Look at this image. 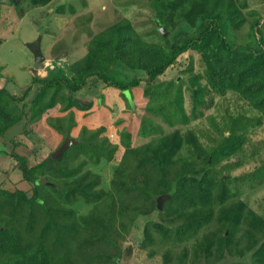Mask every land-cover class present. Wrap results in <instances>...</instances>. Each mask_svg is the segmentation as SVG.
I'll return each instance as SVG.
<instances>
[{
    "label": "trees",
    "instance_id": "16d2710c",
    "mask_svg": "<svg viewBox=\"0 0 264 264\" xmlns=\"http://www.w3.org/2000/svg\"><path fill=\"white\" fill-rule=\"evenodd\" d=\"M47 1L31 0L35 5ZM151 5L167 36L179 25L201 30L178 41L167 38V44H161L146 40L133 22L124 18L94 35L86 56L59 69L61 76L55 72L51 78L34 77L20 94L0 88V137H6L19 120L41 118L56 106L61 88L69 92H63L68 107L89 112L95 103L97 108L93 126L81 128L84 136L74 138L77 142L61 159L53 156L50 142L48 157L35 165H30L25 155L13 152L28 189L0 185V264L117 263L114 254L120 236L114 237L112 231L118 232V224L125 227L141 219L147 221L146 226L155 223L159 232L171 234L179 242L198 237L213 224L195 241L200 264L208 263L212 254L216 256L212 264H264V214L236 198L237 182L245 175L252 185L264 184V158L259 156V164L241 177L230 172L244 160H255L245 152L252 118L231 116L225 128L213 120L219 136L212 137V146H206L194 130L182 133L180 128L134 144L137 128L145 127L143 123L149 119L142 110L157 109L168 124L177 127L203 113L214 94L232 91L264 118V30L258 28L257 21L251 25L257 48L229 39L225 22L234 28L245 22L235 0H151ZM191 52L200 55L202 72L195 71ZM189 53L186 61H181ZM115 63L129 72L124 79L119 77L120 70L111 71ZM179 65L180 75L168 79L169 68ZM130 72L136 77L129 79ZM90 79L122 91L126 108L113 124L111 106L100 92L87 105L75 97ZM35 84L37 91L29 98ZM184 89L189 93L191 115L185 107ZM7 95L20 106L19 116L14 117L7 107ZM23 131L30 134L31 128ZM111 131L117 142H113ZM66 132L64 137L72 136L71 126ZM34 145L30 150L35 148V155L38 150ZM120 145L125 150L107 189L101 186V175L88 164H97L103 157L112 161ZM184 146L187 154L180 155ZM234 157L237 162L231 163ZM162 195L168 197L159 208ZM86 203L95 206L79 217L75 208Z\"/></svg>",
    "mask_w": 264,
    "mask_h": 264
},
{
    "label": "rangeland",
    "instance_id": "374dc122",
    "mask_svg": "<svg viewBox=\"0 0 264 264\" xmlns=\"http://www.w3.org/2000/svg\"><path fill=\"white\" fill-rule=\"evenodd\" d=\"M235 1L245 16V22L242 27L237 28L229 26L225 22V32L233 43L249 44L257 48L259 42L252 36L251 25L257 21L258 28L264 30V0ZM124 18L133 22L137 31L146 40L161 44H167V38L178 41L196 35L201 30L200 25H198L199 28L194 29L179 25L175 31H171L167 36L161 30L151 0H48L46 3L37 5L32 4L31 0H0V88L6 87L11 93L20 94L32 84L34 77L51 78L55 74L61 76L62 72L60 73L61 70L59 71V69H62L66 64H75L86 56L88 43L94 35ZM38 37L42 39L41 48L46 57V64L42 67L35 65L34 54L26 44ZM191 54L195 71L202 72L203 66L200 55L196 52H191ZM188 55L190 53L183 55L181 61L185 62ZM181 68L180 65L169 68L167 78H175L180 75L179 70ZM116 69L120 70L119 77L124 79V74H127L128 71L121 69L117 63L112 66L111 71ZM67 74L69 75L68 72ZM135 77L136 74L131 75V72L128 75L129 79ZM37 88L38 84L33 85L29 98L35 94ZM64 91L66 90H62V88L58 91L56 106L47 109L41 118L31 117L23 121L19 120L8 131L6 137H0L1 186L28 189L27 182L23 180L22 173L17 169L18 160L14 157L13 152L25 155L30 165H35L48 156L50 152L49 142L54 146V149L59 147L60 142H64L62 140L66 137L64 135L68 134L66 131L70 126L72 136L67 137L72 139L84 136L80 133L83 126L89 128L93 126V119L95 118L93 114L97 109L94 106L95 103H92L93 106L91 105L89 112L74 106L68 107L67 100L63 96ZM66 92L68 95L69 92ZM99 92L104 95L105 103L111 106L110 118L113 119L111 121L113 124V121L121 114V110L126 108V102L120 89L106 85L102 81L95 82L94 79H90L88 85L77 92L75 97L82 104L87 105L98 96ZM184 92L185 107L191 115L189 93L185 89ZM126 94L129 95L130 93ZM211 98V104L209 107L203 108V113L191 116L189 121L185 124H178L177 127L168 124L157 113V109L142 110L143 114L149 116V119L143 123L145 127L137 128L134 144L137 146L145 140H152L154 136H163L176 128H180L182 133L188 129L194 130L206 146H212L215 144L212 137L217 138L219 136L218 130L212 125L214 121L225 128L229 124L231 116L245 115V117L254 120L247 132L250 139L245 144V152L248 155L253 154L255 160L252 158L244 160L242 165L234 167L230 172L232 176L241 177L242 174L253 170L259 164L258 157L264 158V118L260 117L255 110L232 91L222 95L214 94ZM4 101L7 102V107L14 114V117L19 116L22 110L9 95ZM45 108L48 106L45 105ZM96 126L98 127L99 124ZM28 127L31 128L30 134L23 131ZM145 131H148L150 136L141 135ZM227 134H229L228 131ZM110 136H112L113 142H117L114 132L111 131ZM19 137L22 139L21 143L16 141V139L20 140ZM28 143H30L29 147L27 146ZM31 145H34L38 150L35 155L32 152L35 148L30 150ZM257 148L260 150L256 151ZM124 150L125 147L120 145L115 159L112 161H107L103 157L97 164L91 162L88 164L90 169L101 175L102 187L107 189L110 187ZM179 154H187V147L184 146L180 149ZM242 155L239 156L242 157ZM237 159L234 157L230 162L236 163ZM70 161L73 162L72 159H69ZM225 176L229 178L228 175ZM245 176L237 182L236 198L246 202L258 213L264 214V184L261 186L252 185L249 177ZM94 206L93 203L76 206V214L79 217L86 215ZM163 207L164 203L162 202ZM154 218L157 220V217ZM146 223V220L141 219L137 224H129L125 227L118 224V232L112 231L114 237L120 236V239H117L119 250L114 254L117 256L118 262L110 261L100 264H200L201 256L199 259L195 256V241H200L201 235L212 229L213 224L201 230L198 237L179 242L172 238L171 234L169 237L165 235V232H159L155 223L147 224V226ZM147 230H149L148 235L146 234ZM243 230L244 226L240 229L239 234H242ZM215 258L216 256L212 254L209 258L210 261L206 264H212Z\"/></svg>",
    "mask_w": 264,
    "mask_h": 264
},
{
    "label": "water",
    "instance_id": "95a60500",
    "mask_svg": "<svg viewBox=\"0 0 264 264\" xmlns=\"http://www.w3.org/2000/svg\"><path fill=\"white\" fill-rule=\"evenodd\" d=\"M159 25L161 27V30L164 32V34H167L163 25H161V24H159ZM41 42H42L41 37H38L37 39L26 43L27 46L31 49V51L34 54L35 65L40 66V67L44 66L46 64V57L42 51ZM76 142H77L76 140L69 138V137H66L64 142L57 149L54 150L53 156L57 159H61L64 152L68 149V147L71 144L76 143ZM164 198H165V196H163V195L158 197V207L159 208H162V202H163Z\"/></svg>",
    "mask_w": 264,
    "mask_h": 264
},
{
    "label": "flooded vegetation",
    "instance_id": "af4514ba",
    "mask_svg": "<svg viewBox=\"0 0 264 264\" xmlns=\"http://www.w3.org/2000/svg\"><path fill=\"white\" fill-rule=\"evenodd\" d=\"M41 67H42V66H41ZM48 155H49V154H48ZM47 157H48V156H47ZM47 157H46V158H47ZM46 158H44V159H46ZM44 159H43V160H44Z\"/></svg>",
    "mask_w": 264,
    "mask_h": 264
}]
</instances>
